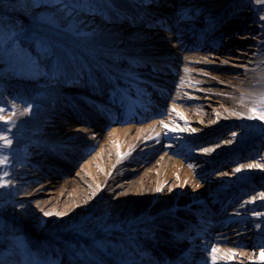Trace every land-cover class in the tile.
<instances>
[{
	"label": "bare ground",
	"instance_id": "6f19581e",
	"mask_svg": "<svg viewBox=\"0 0 264 264\" xmlns=\"http://www.w3.org/2000/svg\"><path fill=\"white\" fill-rule=\"evenodd\" d=\"M67 1L19 10L41 37L32 49L52 79L41 91L47 96L29 98L35 108L4 115L16 120L0 128L12 140V165L33 156L34 172L22 185V172L9 173L0 227L36 245L60 246L57 236L64 244L73 235L82 262L88 239L103 245L104 264H212L213 246L216 264H264V167H246L264 165V124L245 111L264 92V0H130L131 8L121 0ZM72 4L89 18H66L77 14ZM158 20H172L176 33L156 31ZM35 86L16 84L25 97ZM99 108L105 116L96 117ZM71 190L83 203L61 208ZM44 197L63 215L54 209L38 232L18 207L26 200L41 208ZM112 204V224L123 219L126 227L114 247L103 240L113 225L98 229L84 219L104 218ZM137 207L142 228L131 242ZM230 250L236 255L228 259Z\"/></svg>",
	"mask_w": 264,
	"mask_h": 264
},
{
	"label": "rangeland",
	"instance_id": "374dc122",
	"mask_svg": "<svg viewBox=\"0 0 264 264\" xmlns=\"http://www.w3.org/2000/svg\"><path fill=\"white\" fill-rule=\"evenodd\" d=\"M59 1L65 2V4H69L67 0H0V107H3L6 109L2 115H6L7 117H13L19 113L20 109H24L25 107H28L31 109L35 108V104L30 102L29 98H33L36 96V98L42 96L44 93H42V89L44 88V84L47 83L49 79H52L51 72L48 70L46 66V62H41L39 60V57L37 53H35L32 49V42L34 38L41 39V37L35 35L33 32H31L28 28L29 21L24 18L23 14L19 12L23 7L26 6L28 9H30L32 12H38L40 10H43L45 8H51L56 9ZM123 2V6L121 7H132L135 4L130 2V0H121ZM103 3L104 1H100ZM72 8H76L77 14L71 13V12H65L64 16L66 18H74L76 15L78 16H84L85 19H88L90 16V13H85L83 9H81L79 6H71ZM111 7H115L112 6ZM233 12L230 11V13ZM203 12L200 11L201 16ZM24 19L23 22L15 23V19L17 17ZM99 19L101 18L98 16ZM201 17H199L200 19ZM103 22H107V19L101 18ZM181 22L179 23V26H185L182 19H179ZM201 21V20H199ZM198 21V22H199ZM170 25L172 24V21H167ZM203 22V21H202ZM204 23V22H203ZM242 25L246 24L245 20L241 23ZM156 28L160 33H166V34H173L169 33L165 28L160 29L161 25L156 24ZM163 27V25H162ZM153 29H151L152 31ZM155 30V29H154ZM205 35V34H203ZM244 35H239L238 37L241 38ZM203 37V36H202ZM197 39V35H196ZM222 39V36L219 38V40ZM245 39V38H244ZM45 41V40H44ZM182 41H180L181 43ZM48 42L47 44H49ZM182 55L189 54L188 51H182ZM207 54V52H205ZM128 68V67H127ZM180 76V75H177ZM177 78V77H176ZM32 83L36 84L32 91L26 90L27 96H23V92L20 89L16 87L17 83H22L26 85V83ZM264 82V81H263ZM25 93V92H24ZM44 96H47L44 94ZM260 96V95H258ZM28 97V98H27ZM97 97V96H94ZM92 98V101L97 103H100L101 100L99 98ZM243 99V97H241ZM100 100V102H99ZM67 103V102H65ZM15 104L16 107L13 108L12 105ZM99 105V104H98ZM253 106L259 107V102L255 104H250L247 107H245V111L249 112V108H252ZM89 109V107H87ZM108 108V107H107ZM106 108V109H107ZM103 108H99L98 114L96 117H101V115H104L101 111ZM97 110V109H96ZM77 110L75 111V114H77ZM93 112V111H92ZM104 112H107V110H104ZM115 112V110H114ZM15 113V115H13ZM116 113V112H115ZM250 115H253V113L249 112ZM117 114V113H116ZM80 118L83 117V115H78ZM105 116V115H104ZM101 120V119H100ZM258 122L264 124V121H261L259 119H255ZM16 120H12L11 124H4L0 122V128H9L11 126H16ZM105 123V121H104ZM12 151L10 147L7 148H0V158L7 157V161L4 164H0V177H3V179L7 182L8 176L4 177V173L7 172L8 175L11 172V170L14 171H20L22 172L20 180L18 184L22 185L23 181L26 180L30 174H32L33 167L31 165L34 164L32 159L34 157H30L26 160V162H22V164L19 165H12L10 159H9V153ZM182 152V151H181ZM8 187L0 188V196L7 194ZM104 189V188H103ZM59 191V190H58ZM80 190H71L67 192H63V198L59 201L62 202L61 208H65V206L68 205H75L78 206L83 203L84 199L82 197V194L80 192H76ZM62 191H60L61 193ZM3 198V197H2ZM47 197L42 198L41 201H43L45 204H42V207H37L36 204H34L31 201H24L23 203H20L19 210L21 213L26 217L28 221L34 222L37 226V231H42L46 229V227L49 225V218L55 216L54 215V209L57 210V213H61L60 207L58 206V201L55 202H48L46 203ZM67 199V201H66ZM58 202V203H57ZM116 204H112L110 208V212L107 213L104 218L98 219L96 218V215H92V213H89L86 218V220H93L95 222V226H98V229H101L103 227L111 226L113 225L114 231H109L105 233L106 238H103L104 241H107L110 247L116 246V244L119 243L120 240H118L119 236H121V231H125V225L123 219H119V222H117L116 225L114 223L112 224L114 218L112 216L111 211L113 208H115ZM180 208V206L176 207V210ZM141 207L136 208V213H133L132 216L134 218L131 221V230L132 233H130L131 242L135 241L134 239L137 238V234L141 233L137 232L136 230L142 228V222H137L139 219L135 218L137 215V210L140 211ZM175 210V209H174ZM175 210V211H176ZM173 211V210H172ZM49 212L52 213V215L45 216L44 213ZM147 221V220H146ZM160 223V222H159ZM158 223V224H159ZM156 225V224H155ZM158 229H162L163 226L156 225ZM129 229V230H130ZM36 232V231H35ZM34 232V233H35ZM60 237L57 236L55 240L60 244V246L55 245L53 243H50L48 241H42L39 245H36L29 237L24 236L23 233H14L9 232L4 227H0V264L4 262L7 258H13L16 261V264H104L103 263V256L104 250L103 245L100 244L98 240H88L83 239V243L86 245L85 249L88 250L86 255H84V262H82L80 259H78L76 252L81 248L77 240H75V236L67 237L65 240V243L60 241ZM129 238V239H130ZM136 242V241H135ZM57 243V244H58ZM60 247V249H58Z\"/></svg>",
	"mask_w": 264,
	"mask_h": 264
},
{
	"label": "snow or ice",
	"instance_id": "6c2138e0",
	"mask_svg": "<svg viewBox=\"0 0 264 264\" xmlns=\"http://www.w3.org/2000/svg\"><path fill=\"white\" fill-rule=\"evenodd\" d=\"M261 19L264 20V16H261ZM259 105H260L259 107L253 106L252 108H249V112L253 113V115H249L247 117L248 119H259L261 121H264V92H262L260 97H259ZM12 107L15 108L16 105L13 104ZM5 111H6L5 108L0 107V122H3L4 124H11L12 123L11 118H5V116L2 115V113H4ZM29 111H30V108L25 107L22 114H27ZM13 115H15V113H13ZM237 115H239V114H237ZM162 125H163V127L168 128V125L163 124V122H162ZM168 130L173 131L175 129L168 128ZM184 130L185 129H180V131H184ZM8 131H10V129H8ZM191 131L194 132L196 130L191 129ZM232 135L235 136L236 134L232 133ZM11 143H12V140L8 136H6L4 134H0V148L10 147ZM203 151L208 152V151H211V149H204ZM6 161H7V157L0 158V164H4V163H6ZM192 167H193V165H189V168H192ZM246 167L247 168H262V167H264V165L248 164V165H246ZM235 171L239 172V171H241V168H236ZM3 175H4V177H7L8 173L5 172ZM10 183H11L10 181L6 182L3 179V177H0V188L8 187ZM197 187H198V185H197ZM160 190H161L160 188H157V191H160ZM93 195H95V193H93ZM260 198L264 199V192L260 193ZM44 215L49 216V215H52V213L45 212ZM60 215H63V214L61 213ZM255 215H261V214L255 213ZM217 252H218V249L215 246H213L211 249L212 264H216L217 256L215 255V253H217ZM235 255H236V253H234L230 250L229 253L227 254V258L231 259ZM259 258L264 260V245L261 246V252L259 254Z\"/></svg>",
	"mask_w": 264,
	"mask_h": 264
}]
</instances>
